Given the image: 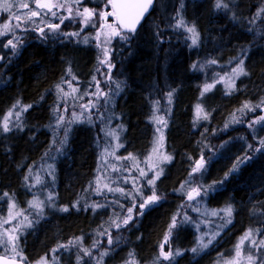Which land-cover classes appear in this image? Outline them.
<instances>
[{"label": "trees", "instance_id": "obj_1", "mask_svg": "<svg viewBox=\"0 0 264 264\" xmlns=\"http://www.w3.org/2000/svg\"><path fill=\"white\" fill-rule=\"evenodd\" d=\"M224 3L229 5L227 9H218L216 0H155L152 12L135 34L125 31L123 35L129 39L115 37L112 40L110 63L115 67L111 70L112 80L104 83L103 77H99L103 72L100 64L103 59L93 38L94 31L87 27L80 31L82 26L77 21L67 20L61 25L60 32L49 33L47 39L39 32L29 30L27 37L20 36L23 43L16 50L4 47L10 36L0 38V56H4L0 60V115L18 100L22 105H32L21 117L22 130L8 132L15 136L8 139L10 146L4 148L0 139V193H8L18 202L26 199L29 192L24 179L29 175L27 164L32 168V176L39 173L44 180L42 190L47 188L46 192L56 193L53 217L46 211L45 216L19 238L26 257H42L59 244L74 240L81 234L80 230L87 228V245L91 246L88 248L92 256H87V261L84 259L85 264H97L101 260L98 251L106 249L107 264H125L130 252L135 253L139 264H153L171 218L180 211L182 214L187 212L191 222H180L182 216L178 217L172 246L179 248L182 254L171 264H212V260H218L221 254L227 255V250L230 251L247 229H264V150L254 152L247 147L249 144L253 148L259 146V139L264 138V124L248 127L260 108L254 113L238 111L246 101L255 106L264 99V12L257 16L264 8V0H224ZM104 4L105 0H83L82 6L98 8ZM13 11L26 10L14 8ZM178 14L189 26L195 25L199 33L195 46L189 39L190 33L175 27ZM7 16L0 10V22ZM65 32H80V35L61 34ZM85 36L88 43L83 42ZM240 59H243L248 75H240L235 80L231 94H226L229 89L225 85L217 83L201 97L203 85L215 80L212 76L217 78L218 73L226 78L225 74L236 67ZM211 60L218 63H207ZM193 64L197 65L195 69ZM69 67L78 78V82L73 81L78 87H91L95 75L105 91L115 89L116 83L121 84L122 90L112 95L108 103L103 99L99 101L97 107L102 118L94 110L93 123L72 124L67 143L61 148L59 141L64 129L56 128L60 113L53 110L59 103L56 85L71 79L67 73ZM170 90H174L171 105L167 102ZM155 101H159L157 115L167 120V127L162 129L164 139L160 151L172 156L171 162L159 165L163 173L156 181V190L162 199L146 208L143 216L126 227L114 229L111 220L117 215H125L120 205L127 208L130 199L118 192L105 191L103 196L97 195L89 188L96 180L97 169L103 164L101 153L105 147L111 151L110 145L115 143L105 132L116 129L119 134V143L123 147L116 156L131 153L147 171L142 161L152 151L159 135L156 129L161 127L151 119ZM68 103L71 105L73 101ZM197 104L210 113L209 119H196ZM233 114L239 123L232 122ZM259 114L264 115L263 112ZM70 118V115L65 116L66 120ZM54 136H57L55 144ZM201 155L207 162L205 169L190 176L194 162ZM246 155L251 158L238 165V169L225 179L236 161ZM107 159L109 164L131 163L118 162L112 157ZM155 162L156 154L149 163ZM49 165L53 167L49 168ZM108 174L113 177L138 175L135 169L130 174L123 171ZM185 181L192 187L196 184L202 190L208 189V195L191 209L179 207L188 204L186 196L176 191ZM112 187L129 190L132 184L118 182ZM188 187L186 184L185 189ZM144 194H150L147 187ZM77 200L81 201L79 210L72 207ZM85 200L88 204L99 202L106 207L85 210ZM228 205L233 208L230 218L220 212ZM63 206L69 211H56ZM212 211L220 214L213 216ZM229 219L231 222L226 223ZM102 224L110 225L104 227ZM105 230L118 234L119 240L113 246H106L108 237L98 234ZM202 230L219 235L205 250L193 253L191 249ZM205 237L207 241L209 237ZM98 241L99 246L93 247ZM70 249L73 255L77 246ZM165 249L168 250L167 245ZM56 255L61 260L59 264L74 262L68 253L59 257L62 254L58 251Z\"/></svg>", "mask_w": 264, "mask_h": 264}, {"label": "snow or ice", "instance_id": "obj_2", "mask_svg": "<svg viewBox=\"0 0 264 264\" xmlns=\"http://www.w3.org/2000/svg\"><path fill=\"white\" fill-rule=\"evenodd\" d=\"M154 0H105L104 8L97 11L94 8L82 7L83 0H0V10L7 13V19L0 23V38L5 36H10L11 38L7 39L4 43L5 48H10L12 50L18 49L19 45L23 43L20 36L17 35L18 31L27 32L29 30L39 32L40 36L44 39L48 38L49 33H58L60 32L61 25L64 24L66 20H75L79 18L83 27L80 31L84 30V27H88L90 23L94 19H98L104 21V23L99 25V30L95 37L96 40L100 39L101 32L104 33L105 43H108L112 37H121L123 39H129L127 35H122L125 31L127 33L135 34L137 26L140 24L144 15L149 11V8L153 5ZM108 6H111L112 11L105 10ZM216 7L227 9L229 5L224 3V0H216ZM24 9L23 13L18 11H13V9ZM58 12H66V15H59ZM264 12V8H261L257 12V16ZM57 18L59 20L58 23H54L51 20H47L46 17ZM110 16H115L117 20V25H112L107 23V19ZM43 25V26H41ZM92 26H96L93 24ZM175 27L178 29H184L186 32L190 33L189 39L192 42V45H196L198 43L199 33L196 30L195 25L189 26L183 19L182 16L177 15ZM47 30V31H46ZM64 36L78 37L80 32H71V33H61ZM84 43H88V37L85 36L83 39ZM100 45L98 44L97 47ZM103 55L105 59L100 60V64L107 66V74L105 75V81H111V70L115 65L110 63V56L107 49L103 50ZM4 56H0V60H3ZM210 64H217L216 60L208 61ZM244 61L240 59L237 61L236 67L230 69L229 73H226L227 83L225 87L229 89L226 94H231V90L235 89V80L240 75H248L246 69L243 67ZM197 67L196 64L192 65V68L195 69ZM99 71V69H97ZM68 75L71 79L63 80L61 84L56 85V94L59 103L54 108V112L60 113V115L56 118V128H63L64 135L63 138L59 141L61 148L66 145L68 139V132L70 130V126L74 123H93L92 114L93 111H96L98 117H103V114L99 112L97 105L100 100H104L105 103H108L111 99L112 95L118 94L119 91L122 90L121 84L116 83L115 89H109L105 91L100 87L101 81L97 79L94 75L92 77V85L91 87L94 89L93 91H84L80 92L79 87L73 84V81L78 82V78L72 74L71 67L67 70ZM225 76H220L217 73V78L213 80L211 83H205L201 90V97L205 94L213 90L217 83H224ZM67 85L69 90H66L63 85ZM174 90H170L167 93V102L169 105L172 103ZM89 97V99L83 103L80 101H84L85 97ZM71 100L73 103L69 105L68 101ZM63 105V107H61ZM159 101H155L154 103V111L151 117L152 121L161 127H157L156 131L159 135L154 140V145L152 151L148 153V155L144 158L142 163L145 164L147 171L144 168L140 167L141 161H139L133 154L129 153L127 156H116L115 152L118 151L119 148L123 147V144L119 143V134L116 129H110L105 132V135L111 137L115 143L111 144V151H109V147H105L103 152L101 153V160L103 164L101 168L97 169V177L93 184L89 185L95 194L103 196L105 191L107 192H118L126 199H130L131 204L127 208L123 205H120L121 209L125 212L123 217L116 216L115 219L111 220V226L119 229L121 227H126L130 222L135 220L137 217L144 215V210L146 208H150L153 205H156L162 199V195L157 194L156 190V181L160 178L163 173V168L159 165L164 162H171L172 156L165 155L160 149L163 147V128L167 127V120L164 116H158L157 113L160 111L158 107ZM32 105H22L18 100L12 107L2 116L0 117V130L4 133L10 132L13 128L21 129L23 128V113L27 112ZM73 109L69 112V109ZM79 109L76 111L75 109ZM257 108H260L264 111V99L260 101L257 105H252L250 102H245L238 111L240 113H244L245 110L248 111H256ZM70 115V119L66 120L65 116ZM196 119H209L210 113L205 112L202 105H196ZM234 123H239V119L236 118L235 114H233ZM254 124H264V115L258 116L255 120L248 124L249 128H252ZM121 130H123V126H119ZM55 131V130H54ZM58 135V134H57ZM57 142V136L53 137V144ZM249 149L254 152H259L264 150V138L259 139V146L253 148L251 144L247 145ZM156 154V162L155 164H150L149 161L153 159V155ZM47 155V153H45ZM107 157H112L118 162L131 161L129 164L122 163H114L109 164ZM251 157L245 156L243 159H239L233 165L232 169H230L229 173H226L225 179L227 176L238 169V165L246 162ZM206 161L204 160L203 155H201L200 159L196 160L192 166L190 176L192 174L201 172L205 169ZM52 168V165L48 166ZM103 169V170H102ZM135 169L138 173L137 176H132L130 173ZM128 172L130 175L128 176H116L113 177L108 173H120ZM29 175L25 176V182L29 190L32 188H36L38 186H44V180L41 178L39 173H36L32 176V168L28 169ZM151 173V175H149ZM49 175H52V172H49ZM30 177L32 182L29 183ZM143 181V183H140ZM118 182H122L124 184L131 183L132 188L129 190H125L123 187H112V184H116ZM220 183H223L221 181ZM188 184L189 187L186 190L185 185ZM147 187L150 194H144V188ZM211 190H215L212 186H209ZM176 191L182 193V195L186 196L187 201H197L203 199L204 196L208 195V189H204L201 191L200 187H192L189 184V181H185L180 185V188ZM4 196H8V193H4ZM56 197V193L54 191H47L45 199H41L40 195L33 194L32 200L28 202L27 209H17V205L14 200L9 199L8 205V215L7 217L0 218V250H2V254H0V264H29L27 258L23 255V250L20 248L18 241L20 235L23 234V231L27 228L33 227L34 223L38 222L39 219L43 218L45 208L53 207L56 205L54 203ZM118 203V201H117ZM191 207V205L181 204L179 207L184 209L185 207ZM73 208L79 210L81 207V201L77 200L73 205ZM84 209L91 207L93 210L106 207V205L101 204L99 202H93L92 204H88L85 200L83 205ZM29 210H31L29 212ZM59 211L67 212L69 208L67 206L60 207ZM199 211V209H195ZM220 212H223L224 216L231 217L233 214L232 205H228L226 208L221 209ZM220 212L212 211L211 215H219ZM28 213V214H26ZM34 215L35 219H30L29 216ZM182 216V220L180 222H191V217L187 215V212H183V214L178 211L173 215L171 221L167 227V231L165 232L162 241L159 243L158 254L153 261V264H162L163 261L171 262L174 261L176 256L182 254L179 248L173 249L172 246V237H173V229L177 227L178 217ZM223 218V217H222ZM15 221V223H13ZM119 221V222H117ZM231 220H227L226 223H230ZM5 225H10V227H5ZM199 225H197V229ZM264 229L260 228H249L247 229L242 236H240L233 246V253L231 258H224L223 254H221L222 264H264V235H261ZM99 235H106L108 237L107 243L108 245L113 244V239L111 233L107 230L104 232H98ZM209 238L205 241V236ZM218 232H214L211 234L204 233L201 234L197 238V246L191 249V252L196 253L198 251H202L206 249L210 244H212L213 240H215L216 236H218ZM83 236L75 237L74 240H70L67 244H59L57 248L51 250V257L49 254H45L40 257L39 260L35 262V264H58V257L56 253L61 249L70 250L73 246H78L83 244ZM99 241L95 242L93 247L99 246ZM167 245L168 250L165 251V246ZM247 245V247H245ZM80 251L83 253L82 256H77V264L83 260L84 256L91 257L92 251L89 248L81 247ZM108 255V251L105 250L100 254L101 260L97 261V264H101L102 257ZM125 264H139V261L135 257L134 252L129 253V259L125 261ZM217 264H221V261H218Z\"/></svg>", "mask_w": 264, "mask_h": 264}, {"label": "rangeland", "instance_id": "obj_3", "mask_svg": "<svg viewBox=\"0 0 264 264\" xmlns=\"http://www.w3.org/2000/svg\"><path fill=\"white\" fill-rule=\"evenodd\" d=\"M105 5V4H104ZM104 5L102 6V7H98V8H94V7H89L88 6V8H94V9H96L97 11H99V10H101L102 8H104ZM82 7H87V6H82ZM105 10H107V11H112V8H111V6H108ZM20 13H23L24 11H19ZM67 13L66 12H58V16L59 15H66ZM46 19L47 20H51L52 22H59V20L57 19V18H52V17H46ZM67 21V20H66ZM66 21L64 22V23H66ZM75 21H77L82 27H83V25H82V23L80 22V20H79V18H77V19H75L74 20V22ZM2 22H4V21H2ZM2 22H0V23H2ZM102 23H104V21H101V20H98V19H94L93 21H92V23H90L89 24V26L87 27V29H90V31L91 30H93L94 31V33H93V38L95 39V37H96V35H97V32H98V30H99V25L100 24H102ZM107 23L108 24H112V25H117V22L115 21V16H110V17H108V19H107ZM93 24H95L96 26L94 27V26H92ZM18 34V36H21V37H27V32H22V31H18L17 32ZM123 35V34H122ZM115 37H112L111 39H110V41L108 42V43H105L104 41H105V36H104V33L103 32H101V34H100V39L99 40H96L97 41V43L100 45L99 46V50H98V52H99V54L101 55V57H102V59H105V57H104V55H103V50L104 49H107L108 50V53H109V56H110V50H111V43H112V40L114 39ZM102 68H103V72L99 75V77L101 78V77H103V80H102V82L104 83L105 82V75L107 74V66L106 65H102ZM212 78H214V79H216L214 76H212ZM227 77L225 78V82L224 83H221V85H225L226 83H227ZM100 87L103 89V87L101 86V84H100ZM65 89L66 90H69L68 89V87H67V85L65 86ZM79 90H80V92L81 93H83L84 91H93L94 89L93 88H91V87H88L87 88V86L86 85H82L81 87H79ZM89 99V97H85V100L84 101H80V103H83V102H85V101H87ZM70 105V104H69ZM73 109H69V112H71ZM76 111H79V109L77 108V109H75ZM259 113L260 112H263L264 113V111H262L261 109L258 111ZM258 112H256L255 114H257V116L254 118V119H250V121L252 122L253 120H255L258 116H260V114L258 113ZM252 113H254V111H252ZM3 116V114H1L0 115V117H2ZM247 124V122H245L244 123V125H246ZM18 130L17 128H13V130ZM12 132V131H11ZM15 135H18L17 133L15 134ZM12 137H15L14 135H12L11 133H4L2 130H0V139H1V141H3V147L4 148H7V147H9L10 145H9V143H8V139H10V138H12ZM126 148V147H125ZM126 150V149H125ZM121 151V149L119 148L118 149V151L117 152H115V154H118L119 152ZM127 151V150H126ZM126 154V152L125 151H123V155H125ZM42 165H43V163H42ZM44 165H46V164H44ZM31 168V166L29 165V164H27L26 165V168ZM202 172V171H201ZM201 172H198V173H201ZM54 180V179H53ZM40 187V186H39ZM39 187L38 188H32L31 189V191L29 190V192L27 193V197H26V199H24V201L22 202V201H20V202H18V201H16V199H15V201L17 202H15L16 203V205H17V209H14V211H16V210H19V209H27V207H28V202L30 201V200H32V198H33V194H38V195H40V198L41 199H45V197H46V194H47V192H46V190H48L47 188L45 189V188H43V190H42V188L40 187V189H39ZM193 187H199V185H193ZM45 191V192H44ZM201 191H203L202 190V188H201ZM4 193L5 192H1L0 193V218H4V217H7V215H8V205H9V199L11 198L12 200H14L13 198H12V196H10L9 194H8V196H4ZM19 193H21L20 191H19ZM23 197H25L24 195H23ZM58 201V200H57ZM201 200L198 198L197 199V201H187L186 200V202H188V204H190L191 205V207L193 206V205H196L197 206V204L200 202ZM202 202V201H201ZM19 203L21 204V205H19ZM60 204V202L58 201V203H57V206ZM187 204V205H188ZM201 204V203H200ZM187 207V206H186ZM191 207H187V208H189V209H191ZM31 210H29V212H30ZM46 211H47V214L49 215V217H53V214H54V212H52V211H55V208H53V207H47V208H45V211H44V215H43V217L45 216V214H46ZM56 211H58V208H56ZM51 212V213H50ZM26 214H28V213H26ZM29 218L30 219H35V217H34V215H30L29 216ZM104 218H106V217H104ZM104 220V219H103ZM102 220V221H103ZM119 222V221H118ZM13 223H15V221H13ZM103 223H105V222H103ZM104 227H108L110 224H102ZM5 227H10V225H5ZM114 229H115V227H114ZM27 230H29V228H27L26 230H24L23 231V234L27 231ZM84 231V232H83ZM79 233H81L80 235H78L77 237H80V236H83V244L82 245H79V246H77V251H75L74 253H73V255H71L72 254V250L70 249V250H66V249H63V248H61L59 251L61 252V254L62 255H60L59 257H62L63 255H66V253H68V255H70L71 257H72V259H73V263L72 264H77V256H81L80 254H83L81 251H80V248L81 247H84V248H90L91 246L90 245H87V228H84V230H80L79 231ZM78 233V234H79ZM204 233H207V231L206 230H202L200 233H199V236L201 235V234H204ZM21 236V235H20ZM111 236H112V239H113V244L112 245H108V243H107V240H106V243H105V245L106 246H113L114 245V243H116V242H118V240H119V236H118V234H116L115 232L114 233H112L111 234ZM199 236H197V238L199 237ZM197 238H196V240H195V247L197 246ZM206 238V237H205ZM206 241V240H205ZM236 242L237 241H235V243L233 244V246L236 244ZM18 244H19V246H20V248H22V244L18 241ZM104 245V244H103ZM79 247V248H78ZM107 250V249H106ZM205 250V249H204ZM165 251H167L166 249H165ZM98 252H103V250H99ZM0 253L2 254V250H0ZM227 255H224L223 257L224 258H231V255H232V253H233V247L230 249V251L228 252V250H227ZM49 254V257H51V252H49L48 253ZM24 255V254H23ZM25 256V255H24ZM26 257V256H25ZM27 258V261L29 262V264H35V262L37 261V260H39L40 259V256H38V257H36V258H34V259H31V258H29L28 256L26 257ZM84 259H86V261H87V256H84V258H83V260L80 262V264H85L86 262L84 261ZM101 259V258H100ZM31 260V261H30ZM58 261H61V260H59L58 259ZM218 261H221V264H222V260H221V257H219V259L218 260H212V264H217V262ZM214 262V263H213ZM167 263H169L168 261H163V264H167ZM58 264H59V262H58ZM101 264H107V262H106V256H103L102 257V261H101ZM109 264H115V263H113V262H110Z\"/></svg>", "mask_w": 264, "mask_h": 264}, {"label": "water", "instance_id": "obj_4", "mask_svg": "<svg viewBox=\"0 0 264 264\" xmlns=\"http://www.w3.org/2000/svg\"><path fill=\"white\" fill-rule=\"evenodd\" d=\"M154 6H155V0H154L153 5L149 8V11L144 15V17L141 20L140 24L137 26V29L136 30H138L140 28V26L143 24V22L145 21V19L150 15V13L152 12ZM115 21H117V20H115Z\"/></svg>", "mask_w": 264, "mask_h": 264}]
</instances>
